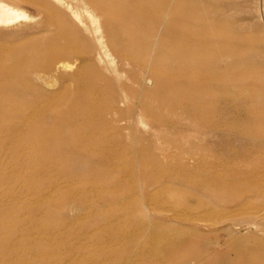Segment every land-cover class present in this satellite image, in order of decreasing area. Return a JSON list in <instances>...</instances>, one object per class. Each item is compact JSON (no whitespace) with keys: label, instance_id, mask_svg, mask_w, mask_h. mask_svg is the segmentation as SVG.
<instances>
[{"label":"rangeland","instance_id":"rangeland-1","mask_svg":"<svg viewBox=\"0 0 264 264\" xmlns=\"http://www.w3.org/2000/svg\"><path fill=\"white\" fill-rule=\"evenodd\" d=\"M262 2L263 0L261 4ZM183 4L196 8L202 17L203 8L199 0H185ZM25 10L30 21L20 22L14 27L21 29L20 25H24L34 27L33 30L11 37L5 35L8 31L6 28L0 27V44L8 49L5 54L0 52V115L3 116L0 118V264H12L13 257L8 251L11 248H26L32 241L45 246L40 251H35V256L50 252L51 248H47L50 242L46 235L39 232V225L51 230L57 228L59 233L69 236L67 240L62 238L53 242L54 250L51 253L56 261L61 258L64 260L73 252L75 255L79 253L76 258L80 261L83 255L94 256L122 250L133 253L137 259L133 264H251L256 257L262 256L264 219L258 226L233 221L241 218L246 221L251 214L257 213L264 218V89L252 83L228 89L233 100L240 90L250 89L254 96L244 105L250 112L260 113V117L249 121L246 109L242 106L232 107L228 111L218 107L209 112L205 123L198 116L187 114L170 97V92L174 89L188 86L189 79L186 76L196 67L172 61L171 35H168V39L164 37L159 41L160 47L152 52V57L143 49L134 51L139 55L140 62L150 66L151 77L154 70H158L182 79L178 85L164 87L162 93L159 92L157 76L151 85V77L146 71L136 65L122 66L109 45L106 47L109 50L108 63L99 60L96 64L87 65V71L90 73L96 69L121 77L138 94H141L139 90L142 85L149 87L151 94L146 97V108L141 109L143 105L140 99H130L127 103L119 104L129 114L138 112L137 128L142 136L136 139L133 147L129 146V139L128 147L117 138L110 141L109 144L115 150L124 149L121 154H105L103 147L94 144L87 146L83 157L95 156L94 163L99 167L100 173L106 174V179H95L89 172L71 177L61 166L66 160H76L72 140L78 137L87 142V137L92 136V132L82 121L75 122L69 117L67 113L70 105H75L83 117L91 116L94 113L87 111L86 107L89 98L96 91L104 93L98 102L105 103L111 96L124 93L125 89L116 82L108 87L101 83L98 89L90 87L82 95L81 79L86 80L89 73L82 75L80 85L66 83L67 77L80 66V62L71 57L62 61L69 67L66 73L46 72L44 64L47 62V53L63 44L45 41L57 30L52 19L39 16L30 7ZM141 13L137 11L138 15ZM247 17L246 14H239L228 22L232 25ZM255 20L256 18L252 24ZM38 24L41 25L35 27ZM200 26L197 24L194 28L198 29ZM47 29L50 31L49 35H46ZM252 30L255 39L264 38L262 29ZM162 31L166 35V28ZM221 31L234 37L238 35L229 25ZM135 34L140 37V29ZM17 46L20 47L15 50ZM203 51L208 54L213 52L210 48ZM251 52L249 55L254 57V61L247 63L245 68L237 67L234 72H249L253 76L264 77V47H257ZM17 53L21 55L14 59ZM34 71L43 72L47 84L44 81L26 89L31 80L30 73ZM35 86L65 98L66 104L51 108L48 103L35 96ZM141 95L144 99L145 95ZM185 97L183 95L177 102L185 103ZM40 112L43 113L41 117L38 116ZM216 113L219 117L214 118ZM140 115L143 124L139 122ZM41 119V125L36 126ZM128 122L129 119L126 118L122 124L125 126ZM62 133L65 134L68 154L61 150ZM190 164L218 166L219 172L229 177L230 185L223 187L213 183L215 191L197 193L193 182L199 180L198 176L202 177L204 171L185 170L184 167ZM156 177L159 180L153 181ZM159 181L166 188L165 191L159 197L152 196L151 192L149 195V190L158 186ZM11 186L21 187L24 191L10 192ZM143 186H147L145 194L141 192ZM32 196L53 198L57 202L40 208L30 201ZM8 201L14 204L13 209L5 208ZM60 206L70 210L58 212L56 208ZM15 215L22 219L20 223L13 219ZM134 215H143L147 222ZM198 217H202L201 221H198ZM3 222L8 231L22 229L31 233V237L12 236L10 241L5 242ZM170 228L175 235L166 231ZM71 237H80V240H71ZM174 237H180L179 241H175ZM174 242L179 245H173ZM156 245H163L161 252L167 256L162 257V254L160 256L147 249V246ZM59 248L61 253L54 254Z\"/></svg>","mask_w":264,"mask_h":264},{"label":"bare ground","instance_id":"bare-ground-1","mask_svg":"<svg viewBox=\"0 0 264 264\" xmlns=\"http://www.w3.org/2000/svg\"><path fill=\"white\" fill-rule=\"evenodd\" d=\"M184 1L185 0H0V27H4L8 30L7 34H5L7 36L12 37L15 35H24L28 31L34 29V27H25L24 25H20L21 29L14 27L20 22L26 23L29 20L30 16L25 10L27 7H30L35 13L38 12L39 16L44 15L54 21L53 24L57 27V30L48 40L45 39V41H48V43L49 41H52L55 44L60 43L63 44V46L59 48L57 47L54 51L47 53V62L44 64V70L46 72L55 74L61 72L66 73L65 71H67L69 67L66 66L67 64L64 65L62 61L66 57H71L75 59L76 62L79 61L80 66L73 74H68L69 76L66 74L68 77L65 82L80 85L82 81L83 84L80 86V93L82 95L86 94L90 87L98 89L99 86H101V83L108 87L116 82L123 87V90L125 89L124 93L115 94L113 97L111 96V99L105 103L98 102V99L104 96L102 95L104 93L100 90L96 91L89 98L88 106L86 107L87 111L90 110L94 113L91 116L86 115L83 117V114L76 110L77 108L75 105H70L69 112L67 113L70 116H68L71 117V119H74L75 122L82 121V123L91 130L92 136L87 137V142H84L78 137L72 140L75 146L73 152H75L77 156L76 160H66L63 163V167L61 166L66 174L74 177L75 175H78V173L89 172L90 175L94 176L93 178L104 180L107 176L106 174L100 173L99 167L94 163L96 157H83L82 154L83 152L86 153L87 146L94 144L103 147L105 154H117V152L121 154L124 149L122 148L121 150L120 148L119 150H115L109 144L110 141L117 138L118 141L122 140L125 146L128 147L127 140L129 139L131 142L129 146L133 147L136 144V139H139L142 136L137 128L138 112L129 114V112L123 111L119 104L127 103L130 99H140V102L143 105L141 109L144 107L146 108L148 104L146 97L151 94L149 87H147L146 84L142 85L143 87H140L139 91L141 94L143 93V95H145V98L142 99V95L130 88L123 78L117 76L114 77L113 75H108L96 69L90 73L87 71V65L96 64L99 60L108 63L107 58L109 57V50H106V47H109V45L119 58L122 66H139L141 67V70L146 71L148 76L151 77L150 66L144 62H140L139 55L137 56L134 51H141L143 49L147 52L149 57H152V52L157 49L158 46L160 47L159 41L164 37L168 39V35H171L173 49L171 55L172 61L184 62L196 66L186 76V78L189 79L188 86L185 88L174 89L170 92V97L176 102L175 104H180L187 114L198 116L205 123L209 112L216 110L218 107L228 111L232 107L242 106V108L246 109L245 111L248 115L249 121L252 118H258L261 116L260 113L250 112V109L244 105L254 96V93L250 89L237 92L234 100L228 89L239 86V84L243 85L247 83H252L256 87L264 89V77L253 76L252 74H249V72H234V69L236 70L237 67L245 68L247 67V63L254 61V57L249 55L252 54L251 51H254L257 47H264V38L255 39V34H253L252 30V28L262 29L264 34V0L262 4L261 0H244L242 2H239L238 0H199L203 8L202 17L199 16L196 8L185 6L183 4ZM137 11H141L142 13L138 15ZM239 14H246L248 17L246 19L238 20L232 23V25L229 24L228 21ZM254 18H256V20L255 23L252 24ZM101 22H103V24ZM197 24L201 25L198 29L194 28ZM40 25L41 24H38L35 27ZM228 25L231 29L236 31L238 34L237 37L226 35L221 31L222 28H225ZM43 27L46 28V26ZM163 28H166V35H163ZM139 29L141 36L136 37L137 35L135 33ZM47 30L46 35H49L50 31L49 29ZM19 47L20 46L15 47V50L19 49ZM209 48L213 51L211 54L203 51L204 49ZM7 50L8 49L5 45L0 44V52L5 54L8 52ZM24 52L26 53L27 51ZM20 55L21 54L17 53L16 58L14 59L19 58ZM21 58L23 57L21 56ZM74 66L72 67L74 68ZM120 71L121 70H119V72ZM117 72L118 71H116V73ZM86 73H89V76L86 80H82V75ZM30 75L31 80L30 83L27 84L26 89L32 88L39 83H43L46 78H44L43 72L34 71L30 73ZM155 76L158 77L157 85L160 93H162L164 87L178 85L182 82V79L170 73L154 70L151 77V85L154 84L156 80ZM45 83L47 84L46 81ZM34 93L40 101L42 100V102L48 103L53 109L64 104L66 100L65 98L47 93L37 86H35ZM183 95L186 96V102H177ZM33 104L35 105V103ZM41 115H43V113L40 112L38 116L41 117ZM1 117L3 116L0 115V118ZM125 117L129 119V122L124 126L122 122L126 119ZM217 117L219 116L216 113L214 118ZM40 122H42V119L36 123V126L38 124L41 125ZM139 122L143 124L141 115ZM193 135L194 133L192 132L191 136ZM62 137L63 139H60L61 150L64 154H68L64 140L65 134L62 133ZM191 146L193 145L191 144ZM184 168L189 172L199 169L204 171L202 177L198 176L200 179L198 178L199 180L193 182L197 193L203 194L205 192L215 191V189L212 188L213 183L223 187L230 185L229 177L223 176L219 172L218 166L190 164ZM158 180L159 179L156 177V180L153 181ZM160 183L161 182L159 181V183H157L158 186H155L153 190H149V195L151 192L152 196L159 197V195L165 191L166 188ZM222 189L223 188H221V190ZM146 190L147 186L141 188L143 194H145L144 192ZM9 191L15 193L14 191L21 192L24 190L21 187L11 186ZM30 201L37 204L40 208L57 202V200L53 198H35L34 196L30 198ZM13 207L14 204L9 201L5 205V208L8 209H13ZM56 209L58 212H65L67 209L70 210V208L61 206ZM134 217L147 222V219H145L143 215H134ZM13 219L19 223L22 220H20L18 215H15ZM197 219H199L198 221H201L202 217H198ZM263 219L262 215L257 213L251 214L246 221H242L241 218V220H235L233 223L246 222L247 224L258 226L263 222ZM90 227H92V225ZM7 228L8 227H5L3 222L2 231L6 235L5 242L10 241L12 236H18L20 238L26 237L28 239L31 237V233L28 231L22 229L8 231ZM157 228L161 229L160 226H157ZM38 229L40 233L47 236L48 241L50 242L47 248H51V251L43 253L40 256H35L34 252L43 249L42 246L44 245L40 246L32 241L26 248H11L8 251L13 257L12 264H133L135 260H137L136 257L134 258L133 253L128 250H122L114 253L94 254V256L92 255L93 257L91 255H83L84 259L82 258L80 261L76 258V255L79 253H76L75 255L73 252L66 256L64 260L61 258L56 261L53 260V254L51 253L52 250H54L53 242L62 238L63 240H67L69 238L68 234L64 236V234L59 233L60 230H57V228H52L51 230L50 228L48 229V227L42 228L40 225ZM166 231L172 236L175 235L171 228ZM140 233L142 232L140 231ZM87 236H89V234H87ZM80 237H71V240L75 239V241H78L80 240ZM179 239L180 237H174L175 241H179ZM151 240L150 242H152ZM173 245L178 246L179 244L176 245V242H174ZM161 246L163 245L147 246V249L159 253L160 256L162 254V257L167 256V254L163 255V251L161 252ZM261 246L264 248V244H261ZM172 249H174V246H172ZM59 253H61V248L56 252L54 251V254L56 255ZM246 258L244 260H246ZM155 264L162 263L156 262ZM251 264H264V254L256 257Z\"/></svg>","mask_w":264,"mask_h":264}]
</instances>
